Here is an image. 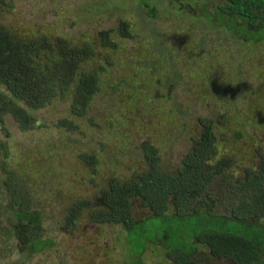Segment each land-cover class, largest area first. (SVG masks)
<instances>
[{
	"label": "trees",
	"instance_id": "16d2710c",
	"mask_svg": "<svg viewBox=\"0 0 264 264\" xmlns=\"http://www.w3.org/2000/svg\"><path fill=\"white\" fill-rule=\"evenodd\" d=\"M99 1L105 6L111 2ZM114 7L119 14L115 27L101 29L95 37L82 32L83 37L73 41L56 33L44 34L40 26L33 36L15 32L5 23L6 15L15 9L14 0H0V136L10 134L7 117L21 130H31L39 123L36 112L66 100L73 117H60L57 128L84 134L83 138L88 135L85 128L103 129V134L107 130L121 149L112 154L113 173L100 187L99 201L78 199L68 205L61 217V233L75 234L85 221L122 226L131 247L124 259L128 264H148L150 256L154 264L163 260L211 264L216 259L264 264V111L250 105L247 113L235 112L243 103L244 86L237 84L241 92L235 93V82L227 83L221 74H202V83L191 80L190 63L163 55L160 35L142 32L131 21L165 15L177 23H205L210 33L198 35L204 57L209 45L230 51L238 44L254 54L264 46V0H116ZM78 8L72 11L81 15L78 19L94 16L92 8ZM152 53L154 72L145 64ZM215 58L206 59L211 69ZM216 59L215 69L219 68ZM137 71L142 74L135 76ZM136 83H145L151 96L136 85H127ZM191 92L199 100L213 102L215 111L197 109L186 122L177 103ZM212 93L217 100L213 101ZM254 94L251 90V97ZM139 106L148 110L134 123L141 127L147 122L145 130L154 131V143L141 132L143 139H122L123 133L127 136L122 124L125 116L129 111L136 116ZM175 143L184 144L177 154L168 156ZM107 151L99 142V149L84 148L77 158L94 174ZM10 155L8 143L0 137V167L9 176L1 182L7 200V210L2 212L12 219L9 235L17 241L18 252L31 249L32 258L57 244L47 238L43 213L33 210L27 199L31 182L40 183L41 171L35 169L28 179L20 180L18 170L9 165L10 172L6 167ZM129 158L132 162L125 170ZM138 201L149 210L140 219L135 216Z\"/></svg>",
	"mask_w": 264,
	"mask_h": 264
},
{
	"label": "rangeland",
	"instance_id": "374dc122",
	"mask_svg": "<svg viewBox=\"0 0 264 264\" xmlns=\"http://www.w3.org/2000/svg\"><path fill=\"white\" fill-rule=\"evenodd\" d=\"M114 5H116V0H111L106 6L99 0H14L15 9L6 15L5 23L10 25L15 32L27 36L38 33L40 29L38 26H40L44 34L53 36L57 34L73 41H79L83 37L82 32H89L95 37L99 30L115 27V17H118L119 14L118 11H113L118 10ZM81 6L92 8L94 16L88 18L91 16L87 15L86 20H83L82 17L78 19L77 16L81 15H74L72 11H77L80 9L78 7ZM131 21L142 32H148L150 35H154L156 32L160 35V41L164 42L163 55L166 53L184 63H190L191 65L187 67V70H193V74L190 76L191 80L202 83L204 77L202 74H210V77H214V74H221L219 77L224 76L227 83L232 85L235 82L233 86L235 93L241 92L237 88V84L244 86L246 91L242 96L244 98L242 102L246 106L239 102L240 104L235 107V112L240 110V112L247 113L250 105L259 108L261 113L264 111V67L262 63L264 62V46L254 54H250L248 50L239 49L238 44L229 49L230 51L220 45H209L212 47L209 48L207 56L204 57V52L201 53L203 46L199 41L202 39H199L198 35L210 33L205 23L198 25L182 24L181 22L177 23L172 16L165 15H160L154 19L134 18ZM56 30L57 32H55ZM214 30L218 31L217 29ZM139 33L141 32L139 31ZM212 41L214 40H210V42ZM169 50L172 51L169 52ZM211 55L216 57L217 61L219 60V68L217 69L214 67L215 59L213 60V73H211V64L208 65L206 61ZM145 64H150L153 67L152 72H154L153 53L148 57ZM143 72L146 73L145 70ZM137 74L142 73L137 71L135 76ZM116 75L118 77V74ZM149 78L153 79L151 76ZM256 84L259 87L255 86ZM127 85H136L138 90L147 91L148 96H151L150 89L145 83ZM204 88L208 89V86ZM251 90H255L254 97L250 95ZM211 96L213 101L217 100L216 93H212ZM104 102L109 103L108 99H105ZM98 104H100V100ZM177 105L182 110L183 119L186 122L197 109L201 108L207 113H212L216 109L213 102L199 100L195 92L183 95L178 100ZM105 107L108 109L109 106L106 105ZM147 107H140L141 110L138 114L135 111L137 115L134 117L131 116L130 111L125 116L122 124L125 125L123 127L126 129L127 136L123 133L122 139L132 141H136L137 138L143 139L140 135L141 132L146 134L145 139L154 143V137H156L154 131L150 128L147 132L145 130L147 122H143L141 127L134 123L135 118H142L140 115L148 110ZM152 110V115H154V104ZM69 112V102L66 100L49 105L36 112V119L39 123L35 122L33 129L26 131L21 130L11 117H7L10 134L0 136L8 143L11 152L10 160H8L10 164L8 163L6 167L10 172L9 165L12 169L18 170L16 176L20 180L28 179L35 169L41 171V178H39L41 181L38 185L34 181V184L31 182L27 199L30 204L32 202L33 210L38 209V212L43 213L48 228L47 238H52L57 247L32 258H29L32 256L31 249L25 253L18 252L17 241L9 235L12 219L10 222V218L2 212L3 209L7 210L5 203L7 200H5L6 190L1 187V182L9 176L0 167V264H128L124 259L126 253L131 251V247L126 242V235L122 226H101L85 221L74 236L61 233L55 226V223L64 215L66 207L71 203L78 199L98 200L100 187L113 173L112 162L115 159L112 154L121 149V147L115 146L116 138L107 130L103 134V129L100 131L99 129L88 130L85 128L83 131L84 133L88 132V135L87 138H83L84 134L72 135L65 129L57 128L55 123L60 117H69L70 119L73 117ZM96 118L99 119V117ZM0 129L2 130L3 127ZM170 138H174V135ZM99 142L100 145L105 144L108 151L101 161L98 171L92 174L90 169L77 157L84 151V148L90 151L99 149ZM79 143L84 146L80 147ZM130 143L128 142V144ZM55 144L57 145L56 148L53 146ZM183 144L177 145L175 143L176 148L174 150L172 148L173 151H170L168 156H171L172 152H174L173 155L177 154ZM243 146L244 144H242ZM131 162V158L125 162V170L126 165L128 166ZM133 164H135L134 161ZM148 214L149 210L143 208L138 201L135 208L136 218L140 219ZM146 231L149 234L152 232V228L150 230L149 226H146ZM42 238L44 239L45 236L43 235ZM81 246H84V253L81 251ZM64 258L66 259L64 260ZM147 261H149L148 264H154V256H150ZM158 264L167 263L163 260L159 261ZM211 264L232 263L228 260L216 259L212 260Z\"/></svg>",
	"mask_w": 264,
	"mask_h": 264
},
{
	"label": "flooded vegetation",
	"instance_id": "af4514ba",
	"mask_svg": "<svg viewBox=\"0 0 264 264\" xmlns=\"http://www.w3.org/2000/svg\"><path fill=\"white\" fill-rule=\"evenodd\" d=\"M63 221V219L62 218H60V220L59 221H57L56 223H55V226H56V228H57V230L58 231H60V229L59 228H61V222ZM65 234V233H64ZM76 234V233H75ZM75 234H72V235H70V234H67L68 236H74ZM46 237V236H45ZM84 250V249H83Z\"/></svg>",
	"mask_w": 264,
	"mask_h": 264
}]
</instances>
